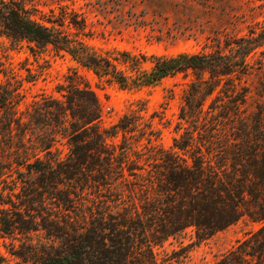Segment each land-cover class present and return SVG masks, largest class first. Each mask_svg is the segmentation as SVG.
Here are the masks:
<instances>
[{"label": "trees", "instance_id": "16d2710c", "mask_svg": "<svg viewBox=\"0 0 264 264\" xmlns=\"http://www.w3.org/2000/svg\"><path fill=\"white\" fill-rule=\"evenodd\" d=\"M60 19L59 28L47 26L22 2L0 1V31L12 45L67 51L122 88L191 72L195 79L180 107L188 138L174 145L189 155L175 152L158 165L152 151L145 169L130 160V148L115 155L107 143L122 132L121 145H128L125 135L136 126L125 115L102 128L99 101L87 87L76 95L67 91L63 102H33L35 116L26 113L24 120L16 108L18 88L1 84L0 231L38 238L29 239L28 254L19 258L25 264H160L154 245L188 228L203 241L247 217L259 228L215 264H264V113L259 109L252 122L242 115L248 89L240 87L247 58L264 46V24L210 53L153 57L148 73L139 71V58L125 55L139 73L130 83L108 58L69 39ZM58 138L70 147L66 159L51 150Z\"/></svg>", "mask_w": 264, "mask_h": 264}, {"label": "rangeland", "instance_id": "374dc122", "mask_svg": "<svg viewBox=\"0 0 264 264\" xmlns=\"http://www.w3.org/2000/svg\"><path fill=\"white\" fill-rule=\"evenodd\" d=\"M17 1L47 26L59 28L57 23L62 17L61 29L69 39L82 41L91 52L108 58L130 83L139 73L125 55L139 58V71L148 73L153 57L210 53L219 44L223 47L227 39L247 36L250 29L258 27L256 24H264V0ZM48 19L54 24L47 23ZM260 52H264V46L247 58L249 70L240 82V87L248 89L241 110L250 122L259 109L264 113V55ZM194 79L188 72L150 85L122 88L109 76L99 77L91 68L80 65L67 51L50 45L38 49L26 41L12 45L0 31V85L18 88L16 108L24 120L28 119L26 113L35 116L33 102L43 97L63 102L67 91L76 95L75 89L87 87L99 101L102 128L118 124L125 115L129 117L126 121L136 126L125 135L128 145H121L122 132L107 138V143L115 155L124 147L130 148V160L138 161L145 169H150L147 158L152 151L158 165L175 152L188 157V152L179 151L174 145L183 144L188 138L189 124L180 119V107ZM58 140L51 150L66 159L70 147L64 139ZM86 192L91 193L90 189ZM259 226L243 217L203 241H198L188 228L154 245L153 252L160 264H215ZM30 238L34 243L38 239L35 233L5 235L0 231V264H25L19 256L28 254Z\"/></svg>", "mask_w": 264, "mask_h": 264}]
</instances>
